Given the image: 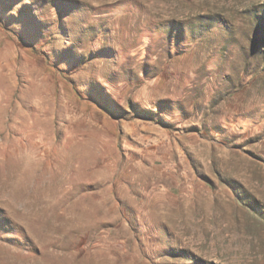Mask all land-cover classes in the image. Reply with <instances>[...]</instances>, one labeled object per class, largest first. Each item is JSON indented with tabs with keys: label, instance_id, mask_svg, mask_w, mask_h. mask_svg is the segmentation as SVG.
<instances>
[{
	"label": "rangeland",
	"instance_id": "374dc122",
	"mask_svg": "<svg viewBox=\"0 0 264 264\" xmlns=\"http://www.w3.org/2000/svg\"><path fill=\"white\" fill-rule=\"evenodd\" d=\"M0 264H264V0H0Z\"/></svg>",
	"mask_w": 264,
	"mask_h": 264
},
{
	"label": "bare ground",
	"instance_id": "6f19581e",
	"mask_svg": "<svg viewBox=\"0 0 264 264\" xmlns=\"http://www.w3.org/2000/svg\"><path fill=\"white\" fill-rule=\"evenodd\" d=\"M30 174V173H29ZM25 180V179H24ZM17 203V202H16Z\"/></svg>",
	"mask_w": 264,
	"mask_h": 264
}]
</instances>
